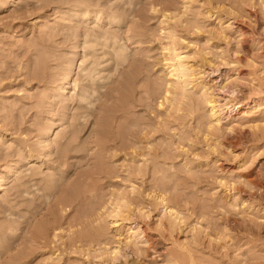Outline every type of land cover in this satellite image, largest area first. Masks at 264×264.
Returning <instances> with one entry per match:
<instances>
[{
	"label": "rangeland",
	"instance_id": "374dc122",
	"mask_svg": "<svg viewBox=\"0 0 264 264\" xmlns=\"http://www.w3.org/2000/svg\"><path fill=\"white\" fill-rule=\"evenodd\" d=\"M81 1L0 0V264H18L22 253L21 264H264V0H89L86 11ZM83 26L122 37L108 41L121 39L128 60L111 73L125 105L109 102L108 112L77 119L84 109H74L72 82L59 74L81 72ZM175 52L192 67L182 94L170 74ZM71 125L77 143L105 134L109 149L91 157L99 150L92 144L59 164L56 132ZM116 135L138 147H113ZM97 162L118 174L112 183L79 177ZM32 170L43 187L56 185L33 209L32 189L16 194ZM77 180L76 202L52 207L61 226L45 235L49 245L30 244L29 228L47 222L48 206ZM111 193L138 198L129 221L113 224L108 204L100 221L76 224ZM99 222L106 232L90 242ZM79 232L86 244L66 247Z\"/></svg>",
	"mask_w": 264,
	"mask_h": 264
},
{
	"label": "bare ground",
	"instance_id": "6f19581e",
	"mask_svg": "<svg viewBox=\"0 0 264 264\" xmlns=\"http://www.w3.org/2000/svg\"><path fill=\"white\" fill-rule=\"evenodd\" d=\"M68 1H73V0H68ZM86 1H89V0H82L81 1L82 9L84 11H86V7L88 6V4H86ZM128 3H130V1ZM121 8H124V7L122 6ZM121 8L119 6V9H121ZM90 29L88 27H86V26H83L81 28V32H80L81 35H85L83 41L81 42V44H84V48H83L84 49V53L82 55V58L80 59L81 61L79 62V66L80 65L82 66V68H80V70H79L81 72L80 73H75L74 76L75 75H77V76L75 78H74V76L71 78V74H69V71L66 70L65 67L62 66L63 69L65 70V72L63 70L59 74V75H63L65 83L70 82V84H71V82H72V85H71L70 89H71V93H72L71 101H72V104H74V106H75L74 109L75 110L84 109L83 110L84 113H81V114L73 113V115H71L72 118H77V119L80 118V117H85L86 115L88 117V116L96 114V113L99 114L100 111H97V109L105 111V112H108L110 110L109 106H108L109 102L112 103L113 101L118 100L121 103L120 104L121 106L125 105L124 99H121V97H120L121 85L122 84H120V81L118 79H115V78L112 79L111 78V76H112L111 73L113 72V74H114V72L117 71V69H119L120 66H121L120 69H122V68L124 69L123 66H124V63L128 60V55L127 54H123L124 53L123 51H125L124 49L127 48V45L120 44L119 42L121 41V39H120L119 42H116V41L112 42L111 41L109 43V41H108V40H110L109 38H111V40H113L115 37H117L119 35L115 36L114 33L112 35V32L109 34L108 31H105V29L103 30L104 32H101V30H99L98 28H93V30H90ZM103 37H105L104 41H106V42H102L100 40L101 38L103 40ZM112 37H114V38L112 39ZM120 38H122V37H120ZM115 39H118V38H115ZM92 43H96L97 45L96 44L92 45ZM98 45H101V46H99L100 48L105 46V45H106V49L108 47H110L108 49H111V50L107 49L108 51L105 50L107 52H104V54H102V55L107 54L108 56L107 55L106 56L108 57V59L106 57L103 58L104 56L102 57V55H100L98 53L99 50H100V48H98ZM172 55L173 56L170 58V60H171V62H173V64L171 65V67L173 69L170 71V74H171V76L176 77L175 80H177V82L181 85L182 88H180L181 89L180 93L182 94L183 93V88L186 87L185 86V82H187L188 81L187 79L191 78L192 75H193L192 74V67L188 66V63L185 62L182 59V57H181V55L179 53L175 52ZM88 56H90V57L87 58ZM102 58L105 59V60L107 59L109 61V63H107L108 64L107 68H106V65H105V70H107V74H102V72L104 70V69H102V63L104 62L103 60H101ZM104 64H105V62H104ZM113 70H115V71H113ZM129 72L131 73V71H129ZM129 72H127L126 76L128 74H130ZM122 73H123V70H122ZM132 75L133 74L131 73V76ZM128 76H130V75H128ZM63 77H62V80H63ZM69 78H71V79L69 80ZM110 78H111V83H114V86H112V87H109L107 85V82L104 81V80H106V81L109 82ZM126 78H129V77H126ZM51 80L52 79H50V81ZM50 81H48V82L51 83ZM127 81H128V79H127ZM129 81H130V79H129ZM52 82H53V80H52ZM54 82H55V79H54ZM47 84L48 83H46V85ZM119 84H120V86H119ZM63 85H64V83H63ZM169 92H170V90L167 89V93H169ZM177 92L179 93V91H175V93H177ZM166 100L174 103L173 102L174 99L171 101V100H169V98H167V96H166ZM207 101L210 104L212 103V107H211L212 108V116H216V120L219 121L220 118L217 115V109H216L217 105L215 103L213 104V102H215V101H213L212 98H210L209 100L207 99ZM66 105L67 104H65V103L62 104V109L63 108L64 109L67 108V107H65ZM101 112H100V114H101ZM4 119H6V118L4 117ZM143 125H145V124H143ZM17 129H19V128H17ZM17 129L15 128V130H17ZM75 129L76 128L75 127L73 128V126L71 125L70 128L68 130H66L65 132H63L65 129L63 131L57 130V132H56L58 137L55 140L56 149L54 150V153L56 154V158L55 157L54 158H55V161H59V164H62V165L68 164L67 161H68V153L69 152H72V151L79 152V151H82L85 147L87 149H89V150H93V148H90V146L92 144L97 146L99 148V150L93 151L92 153H90L91 157L97 158L101 152H103L106 149H109L110 146H108L106 144L107 142H106V137H105L106 135L105 134H104V136H100L99 134L96 133L94 135V137H95L94 140H92L90 142L85 140L86 144L83 143L84 142L83 140H82L83 142L77 143L76 140H75V135H76L77 131ZM45 131H46V129H45ZM46 132L50 134V129L47 130ZM138 132L139 131H137V129H135L134 132L132 133V137L133 138L138 137L137 136ZM118 136H119V134H118ZM118 136L116 135V137L112 140V141H116L114 144H112L113 147H118V148H122V149H127V148L129 149L130 147L135 149L136 147H138V142L135 141L132 138H129V141H130L129 144H125L123 141H121V143L119 144ZM9 153H8V155H10ZM30 155L32 156L33 152H31ZM38 156H40V154H38ZM45 157H46V154H45ZM54 158H53V161L51 159H47L45 161L42 160V162L44 161V163H46V164L49 163V162L54 163L55 162ZM94 174L103 175V176L107 177L109 179L108 181H110V183H112L111 177H113L115 175H118V174H115L111 170L105 169L102 166V163H100V162L98 163L97 162L96 164L93 165V169L91 171H88V172L84 173L83 175H79V177H81L82 181H84L86 179L92 178ZM26 175H28V178L27 179L25 178L24 180L20 181L19 185L16 187V194L17 195H21L22 197H24L28 193V191H30V189H32L30 191L31 192L30 194L33 193V198L30 199V200H31L32 205H33L31 207V209H33L34 207L37 206L36 203H35L37 200L41 199L42 197H46L47 199L51 198V193H52L51 191L54 190L56 185L55 184H53V185L50 184L47 187H43L40 184V181H39L40 179L36 177L37 176V172L36 171L32 170L31 172L27 173ZM58 180H63V177L59 176ZM69 185H70V186H68L69 188L68 189L66 188V190H65V195L57 198L53 204L48 206L47 214L44 215V217L45 216L47 217V222L44 223L42 221V222L38 223V226L36 228H34L35 227L34 226L33 229L29 228V226H28V228H29L28 232L30 233V237L28 238L29 239L28 242L30 244H32V242L35 243L38 239H40V243L42 244L43 247H46V246L49 245V242L47 241L45 235L47 233H49L50 231H52L53 229H56L57 227L61 226L56 221V219L54 221L52 219V215H53L52 207L55 208V209L56 208L62 209L65 206H68V205L72 206V204L74 202H76V199H77L76 198V193L78 192V191H76V187H77V190H78V185H80V181L77 180L75 182L70 183ZM21 186H24L25 189H21L20 188ZM261 187L264 188V184L261 185ZM134 190H135V187L133 188V191ZM78 194H79V192H78ZM78 194H77V196H78ZM91 195H93V193H91ZM157 201L159 203H163L164 199L161 196H158L157 197ZM137 202H138V198H136L135 196H126L124 193H111L110 194V198H108L105 202H103V203L97 202L95 207L93 206V208L89 209V212L82 213L81 218L76 221V224L82 225V224H84L86 222V220H90L91 224H93L96 221H100L101 218L103 216H105V212L100 211L101 207H104V206L109 204L110 207L108 208V210H109L108 213L112 217V223L119 227L121 225V222L129 221L128 219H130V217H131L130 215H131V212L133 210L131 206L134 205ZM34 211L36 212L35 209H34ZM31 213H32L33 216L35 215L33 211ZM19 218L20 219L22 218L20 223H24L25 225H29V220L26 219V217L24 215L23 216H19ZM175 220H176V217H175ZM17 222H19V221H17ZM89 230H90L89 233H91L90 235H93V236H91V237L89 236L88 237V235L85 234L86 232L85 233H83V232L80 233L79 232L78 235L74 239H72L71 241H67L65 243V246L66 247L68 246L69 248L78 247L76 245L77 243H81V245L84 246L86 244V241L83 240V239H85V237L90 238V240H89L90 242H99V241H101V238L103 237V235L106 232V226L102 225L99 222L98 225H92V227ZM4 233H6V232H4ZM42 239H44V240H42ZM113 252H114L115 255L119 254V252H120L119 245L115 247V250ZM14 260L16 262L18 261V264H21L24 261H26V254H24V253L18 254L14 258Z\"/></svg>",
	"mask_w": 264,
	"mask_h": 264
}]
</instances>
